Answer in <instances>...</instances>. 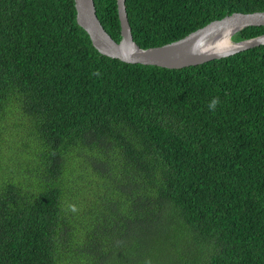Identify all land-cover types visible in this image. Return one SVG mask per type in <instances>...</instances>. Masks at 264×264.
I'll use <instances>...</instances> for the list:
<instances>
[{
    "label": "trees",
    "instance_id": "16d2710c",
    "mask_svg": "<svg viewBox=\"0 0 264 264\" xmlns=\"http://www.w3.org/2000/svg\"><path fill=\"white\" fill-rule=\"evenodd\" d=\"M95 5L119 42L117 0ZM125 5L144 49L264 11ZM76 14L75 0H0V264H264V44L177 69L128 63Z\"/></svg>",
    "mask_w": 264,
    "mask_h": 264
},
{
    "label": "water",
    "instance_id": "95a60500",
    "mask_svg": "<svg viewBox=\"0 0 264 264\" xmlns=\"http://www.w3.org/2000/svg\"><path fill=\"white\" fill-rule=\"evenodd\" d=\"M122 39L116 41L100 21L95 0H75L78 24L89 34L94 47L103 55L128 63L156 65L170 69L198 65L264 44V34L233 41L232 36L249 26L264 25V11L235 12L214 20L183 38L162 46L141 48L134 40L125 0H117ZM227 34L233 44L220 39Z\"/></svg>",
    "mask_w": 264,
    "mask_h": 264
},
{
    "label": "bare ground",
    "instance_id": "6f19581e",
    "mask_svg": "<svg viewBox=\"0 0 264 264\" xmlns=\"http://www.w3.org/2000/svg\"><path fill=\"white\" fill-rule=\"evenodd\" d=\"M220 42L225 44L226 46H229V45L233 44L232 40L229 38V36L227 34H225L223 36V38L220 39Z\"/></svg>",
    "mask_w": 264,
    "mask_h": 264
},
{
    "label": "clouds",
    "instance_id": "9594fccd",
    "mask_svg": "<svg viewBox=\"0 0 264 264\" xmlns=\"http://www.w3.org/2000/svg\"><path fill=\"white\" fill-rule=\"evenodd\" d=\"M234 41V40H233ZM237 42V41H236ZM219 102L218 98L212 100L211 104L209 105L210 109L214 110L216 108L217 103ZM75 207H72V211H75Z\"/></svg>",
    "mask_w": 264,
    "mask_h": 264
}]
</instances>
